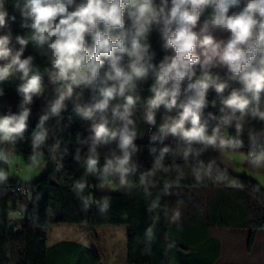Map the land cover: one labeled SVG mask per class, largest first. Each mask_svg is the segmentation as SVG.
Here are the masks:
<instances>
[{
  "label": "clouds",
  "instance_id": "clouds-1",
  "mask_svg": "<svg viewBox=\"0 0 264 264\" xmlns=\"http://www.w3.org/2000/svg\"><path fill=\"white\" fill-rule=\"evenodd\" d=\"M13 7L22 18L21 27L29 31L13 37L10 22L16 16L0 0V29H9L0 35V85L13 78L21 81L16 87L19 112L0 115V162L9 168L16 153L5 146L25 138L34 98L45 92V75L55 95L32 133L30 166L37 167L43 155L36 150L48 137L45 122L60 115L74 89L89 90L90 103L75 112L92 121L84 168L86 174L98 176L101 187L115 174L124 184L127 174L135 171L138 109H143V121L156 127L152 140L171 136L188 146L226 150L243 146L246 120L260 123L264 131V0H15ZM153 31L159 33L165 53L171 52L158 63L149 42ZM29 45L47 58L43 70L34 63L35 56L24 55ZM145 84L146 99L141 96ZM210 89L220 97L221 115L208 113L215 121L209 132L202 116L209 106L216 107V101L208 99ZM161 106L166 111L157 125ZM173 109L177 114L168 115ZM253 131L249 129L250 138ZM111 142H116L119 154L113 151L101 166L97 147ZM168 151L165 147L162 154ZM190 154L189 147L182 158L187 160ZM247 162L255 168L264 165V149L250 151ZM161 167L162 156L141 182ZM203 168L201 164L195 170L197 181ZM8 176L0 168V184ZM75 188L82 192L85 183L76 182ZM90 202L91 197L86 198L85 207Z\"/></svg>",
  "mask_w": 264,
  "mask_h": 264
},
{
  "label": "trees",
  "instance_id": "trees-1",
  "mask_svg": "<svg viewBox=\"0 0 264 264\" xmlns=\"http://www.w3.org/2000/svg\"><path fill=\"white\" fill-rule=\"evenodd\" d=\"M5 2L9 14L16 16L10 26L16 27L20 35L26 34L29 30L21 27L22 18L13 7L15 0ZM209 13L210 10L204 15ZM149 42L158 63L167 53L162 49L163 41L157 31L151 33ZM27 52L35 56L34 63L41 70L48 66L47 58L41 57L31 45ZM220 74L223 76L224 71ZM20 82L13 78L0 85L4 89V95L0 96V115L19 112L21 98L16 87ZM43 83L45 92L34 98L25 138L15 146H5L29 165L33 154L32 133L47 102L55 95L46 75ZM230 83L232 87H240L236 82ZM148 84L141 93L145 99L149 95ZM90 98L89 90L74 89L60 115L45 122L48 137L36 151L43 153L38 164H46V168L31 184L24 183L31 187L28 193L19 195L13 191L23 183L13 180L9 165L0 162V168L9 172L7 181L0 184V264H101L93 249L74 242L62 241L48 247L47 231L56 223H83L94 236L100 226H125L127 264H218L222 243L211 236L213 227L247 229L245 247L247 252L252 250L258 231L264 230V187L219 162L211 146H188L171 136L163 141L152 140L156 127L143 121V109H138L134 116L139 131L134 142L138 149L133 155L135 171L127 174L124 184L119 174L110 176L114 189L99 188L98 176L86 174L84 168L92 144L91 132H87L86 119L75 112L77 107L90 103ZM208 99L216 101V107L209 106L202 116V123L208 124L210 132L215 121L208 118V113L221 115L220 97L210 89ZM165 111L163 106L157 111V125ZM167 114L175 116L177 110ZM250 128H254V138L249 136ZM228 131L235 134L234 129ZM261 131L260 123L245 121L242 147L246 156L250 151L258 153L264 149ZM86 132L88 137L84 135ZM165 147L169 151L162 154ZM189 147L191 154L185 160L182 153ZM78 151L79 160L76 159ZM113 151L119 154L116 142L98 145L101 166ZM161 156L163 167L154 175L146 176L142 183L141 177ZM201 164L204 166L202 178L197 181L194 173ZM76 182L85 183L82 192L75 188ZM89 197L91 202L85 207L84 200ZM15 212L18 217L11 216Z\"/></svg>",
  "mask_w": 264,
  "mask_h": 264
},
{
  "label": "rangeland",
  "instance_id": "rangeland-1",
  "mask_svg": "<svg viewBox=\"0 0 264 264\" xmlns=\"http://www.w3.org/2000/svg\"><path fill=\"white\" fill-rule=\"evenodd\" d=\"M5 7H6V2H5ZM10 30L13 34V37H15V35H20L16 27L10 26ZM7 31L8 29H0V33L3 32L7 33ZM217 35L221 37L226 36V34H221V33H217ZM13 45L19 47L18 45L15 44L14 39H13ZM26 52L27 49L24 54L25 56H26ZM167 54H171V52L169 51ZM86 121H87L86 123L87 132H91L92 121L91 120H86ZM87 132L84 135L87 136ZM215 154L219 162L225 164L226 166L229 165L231 169L238 174L247 175L255 179L260 185L264 187V165H262L260 168H255L252 165L247 164L246 162L247 156H246L245 148L241 147L237 149H226V150L215 148ZM45 168H46V164H38L37 167L33 168L29 164H27L21 156L16 155L12 166L9 168V172L13 180L19 181L23 184L24 183L31 184L34 179L40 177L44 173ZM100 184L101 182L98 184V186L101 189H114V185L112 182L106 184L103 187H101ZM11 216L15 217V213H12ZM107 227L126 228L123 225L120 226L107 225ZM83 228L87 229L86 225L83 223L52 224L50 226V229L48 230L49 232L47 233L48 236L47 239H49L48 244H50V242L53 241L50 239V237H58L57 239H61L62 237L70 236L77 240H80L79 237L80 235H82L81 229ZM212 233L215 236L220 237L222 241L221 255L218 259L219 264H264V230L258 232L257 238H255L252 250L250 252H247L245 247L247 235H248L247 229H225V230L214 229ZM92 236L95 239V241H98L96 240L94 235ZM104 243H106V247L109 246V244L106 241ZM102 250L104 251L103 246H102Z\"/></svg>",
  "mask_w": 264,
  "mask_h": 264
},
{
  "label": "crops",
  "instance_id": "crops-1",
  "mask_svg": "<svg viewBox=\"0 0 264 264\" xmlns=\"http://www.w3.org/2000/svg\"><path fill=\"white\" fill-rule=\"evenodd\" d=\"M3 34H6V33L5 32L0 33V35H3ZM26 56H27V52H26ZM229 168L231 169L230 166ZM15 217H18L17 212H15ZM49 229H50V226L48 230ZM214 229L225 230V229H236V228H218V227L211 228L210 229L211 236L216 237L221 241L220 237L215 236L212 233ZM81 231H82V235H80L79 237L80 240H77L70 236L62 237L61 239H57L58 237H50V239L53 241H51L52 243L50 242V244H48L49 239H47L48 240L47 246L51 247L62 241L74 242V243H77V244L93 249L97 253L101 264H127V260H126L127 228H115V227H107V226L97 227L96 232H95V238L98 241H95V239L93 238V236L89 233L87 229L83 228L81 229ZM48 232L49 231H47V233ZM256 238H257V235H256ZM105 241L109 244L108 247H106V243H104ZM102 246L104 247V251L102 250Z\"/></svg>",
  "mask_w": 264,
  "mask_h": 264
},
{
  "label": "built area",
  "instance_id": "built-area-1",
  "mask_svg": "<svg viewBox=\"0 0 264 264\" xmlns=\"http://www.w3.org/2000/svg\"><path fill=\"white\" fill-rule=\"evenodd\" d=\"M30 186L28 184H22L21 186H18L14 192L18 193L19 195L26 194L30 191Z\"/></svg>",
  "mask_w": 264,
  "mask_h": 264
}]
</instances>
